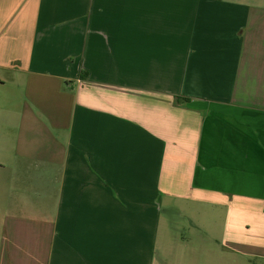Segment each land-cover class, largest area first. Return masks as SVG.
<instances>
[{
  "label": "crops",
  "instance_id": "1",
  "mask_svg": "<svg viewBox=\"0 0 264 264\" xmlns=\"http://www.w3.org/2000/svg\"><path fill=\"white\" fill-rule=\"evenodd\" d=\"M172 211L264 259V0H0V264H167Z\"/></svg>",
  "mask_w": 264,
  "mask_h": 264
},
{
  "label": "rangeland",
  "instance_id": "2",
  "mask_svg": "<svg viewBox=\"0 0 264 264\" xmlns=\"http://www.w3.org/2000/svg\"><path fill=\"white\" fill-rule=\"evenodd\" d=\"M183 215V214H182ZM170 217L165 216L161 224L157 248L167 255V264H264L262 258H250L242 255H231L225 251L219 253L216 240L220 236H207L206 231L196 224L190 223L186 218L181 219L177 212H170ZM184 216V215H183ZM174 222V229L171 228ZM197 221L200 218H195ZM203 227L219 229L218 222L207 224ZM228 253L229 255H227ZM171 255V256H170ZM170 256V257H169Z\"/></svg>",
  "mask_w": 264,
  "mask_h": 264
}]
</instances>
